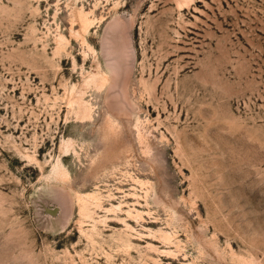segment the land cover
<instances>
[{
	"label": "rangeland",
	"instance_id": "374dc122",
	"mask_svg": "<svg viewBox=\"0 0 264 264\" xmlns=\"http://www.w3.org/2000/svg\"><path fill=\"white\" fill-rule=\"evenodd\" d=\"M182 10L0 0V264H264V0Z\"/></svg>",
	"mask_w": 264,
	"mask_h": 264
},
{
	"label": "bare ground",
	"instance_id": "6f19581e",
	"mask_svg": "<svg viewBox=\"0 0 264 264\" xmlns=\"http://www.w3.org/2000/svg\"><path fill=\"white\" fill-rule=\"evenodd\" d=\"M193 1L194 0H176V2H177V4H178V7L180 8V9H183L184 10V8L185 7H187V8H189V6L191 5V3H193ZM199 2H202V1H199ZM99 5V4H98ZM97 8V7H96ZM182 10V11H183ZM181 11V10H180ZM95 14V13H94ZM80 18H81V22H82V25H83V27L84 26H86L87 28L88 27H92V25H93V23H94V20L96 21V18L95 19H91V18H89V13H86L85 12V10H81L80 11ZM80 20V19H79ZM76 22V21H75ZM81 25V26H82ZM85 27V29H87ZM89 29V28H88ZM84 33H86V32H84ZM107 77V76H106ZM104 79H106V78H104ZM144 82V81H143ZM108 82H107V80H103L102 82H101V86H106V85H108L107 84ZM100 84V83H99ZM98 84V85H99ZM100 87V86H99ZM148 90V89H147ZM70 104V103H69ZM71 104H72V102H71ZM78 109H79V112L77 113L76 112V115L78 114V117L79 118H81L82 120H84V121H86V120H88V119H90L91 118V111L87 108V106H86V104H84L83 102H82V100H80L79 102H78ZM75 111V110H74ZM77 111V110H76ZM109 117V116H108ZM79 121V120H78ZM89 121H91V120H89ZM112 122V121H111ZM108 123V122H107ZM110 124V123H109ZM109 124H107V125H109ZM112 124V123H111ZM112 125H114V124H112ZM107 127V126H106ZM110 127V126H109ZM107 129V128H106ZM109 129V128H108ZM141 130V129H140ZM140 130H139V132H140ZM108 131H111V130H108ZM143 132V131H142ZM143 135V134H142ZM142 135H141V137H142ZM144 138V137H143ZM143 142V141H142ZM142 142H141V144H142ZM145 142H146V140H145ZM147 145V147L146 148H148V144L146 143L144 146H146ZM143 146V145H142ZM145 149V148H144ZM143 149V150H144ZM147 151H148V149H147ZM144 152H145V150H144ZM148 153V152H147ZM145 154H146V152H145ZM28 156V155H27ZM26 156V157H27ZM31 157V159H32V162H33V158H32V156H30ZM29 157H27V159H28ZM30 160V159H29ZM30 162V161H29ZM91 199V200H90ZM89 200L90 201H84L83 199L81 200V212H82V214H84V215H86L87 217H91V210H92V206H94V203H98L99 202V200H98V198L93 194V195H91L90 196V198H89ZM97 205V204H96ZM138 214H139V212H138ZM138 216H141V214H139ZM94 230V229H93ZM170 237V236H169ZM91 238H94V237H92L91 236ZM169 239V238H168Z\"/></svg>",
	"mask_w": 264,
	"mask_h": 264
}]
</instances>
